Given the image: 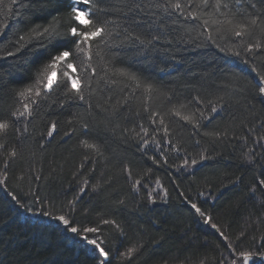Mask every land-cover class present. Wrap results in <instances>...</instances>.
I'll list each match as a JSON object with an SVG mask.
<instances>
[{
    "label": "trees",
    "instance_id": "trees-1",
    "mask_svg": "<svg viewBox=\"0 0 264 264\" xmlns=\"http://www.w3.org/2000/svg\"><path fill=\"white\" fill-rule=\"evenodd\" d=\"M247 254L264 255V0H0V264Z\"/></svg>",
    "mask_w": 264,
    "mask_h": 264
},
{
    "label": "rangeland",
    "instance_id": "rangeland-1",
    "mask_svg": "<svg viewBox=\"0 0 264 264\" xmlns=\"http://www.w3.org/2000/svg\"><path fill=\"white\" fill-rule=\"evenodd\" d=\"M75 10L76 19L81 23L86 22L88 16V9H86V7H84L80 3H76ZM253 261L264 263V255L259 256L256 260H253L252 254H247L243 257V264H250Z\"/></svg>",
    "mask_w": 264,
    "mask_h": 264
}]
</instances>
